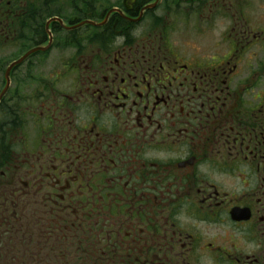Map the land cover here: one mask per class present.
I'll list each match as a JSON object with an SVG mask.
<instances>
[{"label": "flooded vegetation", "instance_id": "obj_1", "mask_svg": "<svg viewBox=\"0 0 264 264\" xmlns=\"http://www.w3.org/2000/svg\"><path fill=\"white\" fill-rule=\"evenodd\" d=\"M0 264H264V0H0Z\"/></svg>", "mask_w": 264, "mask_h": 264}]
</instances>
